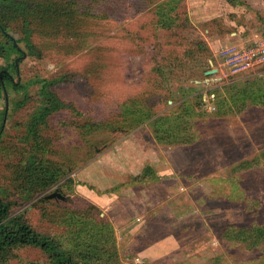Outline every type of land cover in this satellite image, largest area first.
<instances>
[{
    "label": "rangeland",
    "instance_id": "obj_1",
    "mask_svg": "<svg viewBox=\"0 0 264 264\" xmlns=\"http://www.w3.org/2000/svg\"><path fill=\"white\" fill-rule=\"evenodd\" d=\"M103 1L111 16L100 19L96 12L86 17L85 36L68 40L73 47L69 50L62 47L68 41L50 43L39 33L33 37L36 54L18 43L27 55L16 64L11 79L27 84L65 76L53 88L84 116L57 112L51 117L47 135L53 150L46 156L62 165L67 176L29 202L22 201L11 184L18 156L6 149L0 152V185L9 188L14 212H24L39 231L67 235L66 226L43 217V203L33 204L58 189L80 209L95 205L98 220L109 225V245L114 247L102 253L103 259L115 255L122 264H264V242L249 247L225 236L231 223L264 224V66L227 80L205 73L221 63L215 53L222 44L264 31V0ZM161 2L185 21L183 30L190 32V41L204 40L210 50L206 56L186 57L180 63L183 69L176 68L168 84L153 72L154 50L162 49L157 55L161 60L181 48L173 43V32L155 25ZM9 34L16 41L21 37L15 30ZM0 42L7 44V39L0 36ZM18 55L13 51L6 59L0 56V64L8 66ZM38 88L28 84L27 96L7 81L8 103L5 92L0 97V125L5 131L1 148L23 145L25 122L38 105ZM241 90H255L262 102H248L235 114H228L227 108L219 113L221 98ZM133 98L152 116L138 119L141 123L133 128L121 126L116 121L120 106ZM182 104L178 110H193L197 139L163 146L155 139L151 121ZM104 120L112 121L109 127L100 124L88 133L77 127ZM148 167L155 178L134 179ZM68 179L73 180L71 188ZM17 253L20 262L45 260L30 248Z\"/></svg>",
    "mask_w": 264,
    "mask_h": 264
},
{
    "label": "trees",
    "instance_id": "obj_2",
    "mask_svg": "<svg viewBox=\"0 0 264 264\" xmlns=\"http://www.w3.org/2000/svg\"><path fill=\"white\" fill-rule=\"evenodd\" d=\"M160 5L161 7H159ZM106 6L107 4L102 0H3L0 27L4 33L3 36L7 39V44L0 42V56L6 59L13 51L23 55L24 51L20 52L14 44L13 37L9 34L11 30H15L21 35L17 39V43L24 42L30 54H34L38 49V44L37 42L34 43L33 38L36 33L55 44L72 38H82L85 36L83 25L86 19L95 17L91 13L97 12L100 19L111 16L112 11L109 8L103 9ZM159 6L156 27L173 32V43L181 48L179 51L171 50L168 57L161 60H158L157 55L162 49L154 50L156 64L153 67V72L157 77L162 78L164 83L167 82L168 84L171 78L175 76L176 68L184 67V64L180 63H185L186 57L195 59L194 57L200 53L206 56L205 52L209 54L210 50L204 40L190 41V32L183 30L185 21L183 23L179 21L180 15L178 13H170L171 7L168 10L165 2H161ZM174 9L176 8L174 7ZM57 40L60 41L56 43ZM69 43L68 41L62 47L67 50L73 48ZM186 45L188 47L185 48ZM172 55H175L173 59H171ZM166 60L168 62L177 60L178 64H175L176 67L172 66V63L165 64ZM160 62L163 63L160 64ZM12 71L17 72L15 61L4 67L0 64V97L3 96L4 87H7V81L15 90L24 89V94L27 96L30 95L28 84H38L39 87L37 90L38 105L25 122L22 146L5 145L4 148H1V144L5 142V131L1 129L2 124L0 125V152L6 149L19 158L17 164H14L11 184L19 193L21 200L29 202L35 196L41 195L55 186L61 178L67 176V171L62 165L46 156L53 150L51 137L49 138L47 135L51 117L57 112H68L73 117L81 116L82 118L84 113L71 103L63 101L55 92L54 85L64 81L65 76L36 78L27 84H17L11 79ZM166 91L170 93L171 89L166 88ZM254 92L256 91L241 90L240 94L231 92L230 96H224L218 104L219 113H223L226 108L228 114L241 112L246 108L248 102L250 105L260 104L262 98L260 94L257 95ZM24 102L25 100L19 102V105H23ZM182 106L184 104L173 108L174 110L170 113L160 114L151 121L155 139L161 145L173 147L192 144L196 141L197 132L193 121V110L190 106L185 107L182 111L178 110ZM232 106L237 109L234 111ZM120 109L116 121L124 127H136L144 121L145 117L152 116V112L145 110L140 105L139 100L135 98L128 99L126 103L121 104ZM2 113H5V109ZM129 115H131L130 118ZM109 122L112 121L87 122L84 126L77 124V127L88 133L89 130L91 131L100 124L109 127ZM65 125L67 124L65 123ZM155 175L154 170L148 167L144 173L134 179L146 181L151 176L155 178ZM67 184L71 188L73 180L68 179ZM15 203L9 199V188L0 185V264H122L118 256L112 255L107 259L101 257L102 253L112 249L114 244L113 247L109 245L112 240L111 229L105 220H98L97 215H95L98 208L95 205L88 204L84 207L85 209H80L76 200L64 201L44 196L33 203L34 206L43 203V217L49 223L66 226V235L37 230L24 212H14L13 205ZM225 236L229 240L246 243L249 247L257 246L264 242V224L240 225L231 223L226 226ZM25 248L42 253L45 262L42 259L26 262L17 261L18 250ZM96 259H98L97 262H95Z\"/></svg>",
    "mask_w": 264,
    "mask_h": 264
},
{
    "label": "built area",
    "instance_id": "obj_3",
    "mask_svg": "<svg viewBox=\"0 0 264 264\" xmlns=\"http://www.w3.org/2000/svg\"><path fill=\"white\" fill-rule=\"evenodd\" d=\"M215 55L221 61L215 66V74L221 80L252 71L264 66V35L254 36L244 43L222 44Z\"/></svg>",
    "mask_w": 264,
    "mask_h": 264
},
{
    "label": "water",
    "instance_id": "obj_4",
    "mask_svg": "<svg viewBox=\"0 0 264 264\" xmlns=\"http://www.w3.org/2000/svg\"><path fill=\"white\" fill-rule=\"evenodd\" d=\"M13 41H14V44H15V46L16 47H18V48H20L19 46H18V43H17V41L13 38ZM24 58L26 57V53H23V55H22ZM19 61L18 60H16V64H17V66H19L18 63ZM217 72V69L216 68H211V69H209V70H207L205 73H206V75H213V74H215ZM3 86H4V83H3ZM4 92H5V98H6V101H7V103H8V93H7V89L4 87ZM46 198H58V199H61V200H64V201H66V200H70V198H69V196H66V195H64L61 191H59L58 189L56 190V191H54V192H52L51 194H48V195H46Z\"/></svg>",
    "mask_w": 264,
    "mask_h": 264
},
{
    "label": "flooded vegetation",
    "instance_id": "obj_5",
    "mask_svg": "<svg viewBox=\"0 0 264 264\" xmlns=\"http://www.w3.org/2000/svg\"><path fill=\"white\" fill-rule=\"evenodd\" d=\"M2 8H3V0H0V26H1V20H2ZM4 35V33H3V31H2V29H1V27H0V36H3ZM18 48V47H17ZM19 50H20V52H23V50H21L20 48H18ZM23 53H25V52H23ZM21 55H18L15 59H14V61H15V63H16V60H20L21 59ZM2 58V57H1ZM19 63V62H18Z\"/></svg>",
    "mask_w": 264,
    "mask_h": 264
},
{
    "label": "crops",
    "instance_id": "obj_6",
    "mask_svg": "<svg viewBox=\"0 0 264 264\" xmlns=\"http://www.w3.org/2000/svg\"><path fill=\"white\" fill-rule=\"evenodd\" d=\"M233 34H235L236 36L235 37H237V38H235V39H240L239 37H240V35L239 34H237V33H233ZM261 36V35H264V31H262V32H254L253 34H252V36H250L248 39H245V40H236V41H234L233 43H244V42H248L252 37H254V36Z\"/></svg>",
    "mask_w": 264,
    "mask_h": 264
}]
</instances>
